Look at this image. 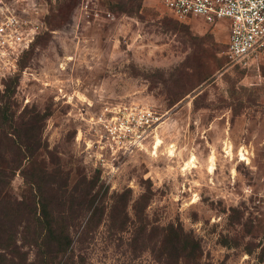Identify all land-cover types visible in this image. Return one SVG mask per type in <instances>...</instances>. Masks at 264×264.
<instances>
[{"label": "rangeland", "instance_id": "obj_1", "mask_svg": "<svg viewBox=\"0 0 264 264\" xmlns=\"http://www.w3.org/2000/svg\"><path fill=\"white\" fill-rule=\"evenodd\" d=\"M8 1L39 26L0 59V95L11 86L14 125L35 126L25 172L40 173L71 243L62 253L30 243L33 193L15 171L6 190L19 212L0 205V227L20 253L7 256L264 264V53L233 64L227 25L178 22L160 0ZM9 150L0 145L2 167ZM169 224L198 241L196 258L160 256Z\"/></svg>", "mask_w": 264, "mask_h": 264}, {"label": "trees", "instance_id": "obj_2", "mask_svg": "<svg viewBox=\"0 0 264 264\" xmlns=\"http://www.w3.org/2000/svg\"><path fill=\"white\" fill-rule=\"evenodd\" d=\"M13 90L11 86H6L1 93V98H5V103L0 99V145L7 143L10 147L9 153H12L9 164L1 166V161L6 160L1 156L0 159V205L4 206L3 211L7 218H12L19 212L18 207L12 206L11 200L8 198L9 178L18 171L24 178V184L33 193V203L27 209L31 220L32 234L31 244L39 249L51 245L58 253L65 252L71 243V237L67 225L63 224L61 216H55L50 202L43 192L41 187V175L35 172L30 174L25 172V167L32 164L34 161V148L40 138L36 137L35 126L32 123H26L23 131L15 126L14 113L10 109V97ZM36 121V120H35ZM35 142V143H34ZM2 235L0 236V264H15V258L8 257L7 254H19L16 249V242L14 240L13 232L0 227ZM166 234L164 235L163 245L167 249H163L160 256L165 260H178L196 258L199 250L198 241L192 237L190 233L183 230L182 226L169 224L164 228ZM4 235V236H3ZM39 255L45 256L38 252ZM164 254V255H163ZM166 255V256H165ZM26 263L24 256H19ZM69 261V262H68ZM28 264H33L29 262ZM64 264H72L67 259Z\"/></svg>", "mask_w": 264, "mask_h": 264}, {"label": "built area", "instance_id": "obj_3", "mask_svg": "<svg viewBox=\"0 0 264 264\" xmlns=\"http://www.w3.org/2000/svg\"><path fill=\"white\" fill-rule=\"evenodd\" d=\"M160 1L165 11L181 23L201 19L213 25L227 20L226 55L233 64L248 68L249 61L264 53V0ZM38 26L22 18L12 2L0 0V59L23 50Z\"/></svg>", "mask_w": 264, "mask_h": 264}, {"label": "crops", "instance_id": "obj_4", "mask_svg": "<svg viewBox=\"0 0 264 264\" xmlns=\"http://www.w3.org/2000/svg\"><path fill=\"white\" fill-rule=\"evenodd\" d=\"M221 21V23L220 24H222V23H224L225 25H227L228 26V21L227 20H220ZM219 21V22H220ZM227 28V27H226ZM227 31H228V28H227Z\"/></svg>", "mask_w": 264, "mask_h": 264}, {"label": "bare ground", "instance_id": "obj_5", "mask_svg": "<svg viewBox=\"0 0 264 264\" xmlns=\"http://www.w3.org/2000/svg\"><path fill=\"white\" fill-rule=\"evenodd\" d=\"M160 141H159V139L157 140V143H156V146L158 145V143H159Z\"/></svg>", "mask_w": 264, "mask_h": 264}]
</instances>
